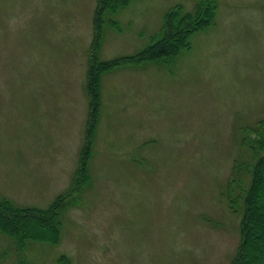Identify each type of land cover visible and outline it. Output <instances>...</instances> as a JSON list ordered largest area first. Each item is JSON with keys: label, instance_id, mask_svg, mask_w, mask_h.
Listing matches in <instances>:
<instances>
[{"label": "rangeland", "instance_id": "rangeland-1", "mask_svg": "<svg viewBox=\"0 0 264 264\" xmlns=\"http://www.w3.org/2000/svg\"><path fill=\"white\" fill-rule=\"evenodd\" d=\"M195 4L132 0L113 16L120 31L104 25L101 61L140 53L169 9ZM95 11L96 0H0V195L20 207L47 209L72 183ZM101 98L92 187L59 245L29 244L25 264H231L243 203L231 212L228 184L253 161L242 129L264 119V0H218L190 49L104 74ZM18 263L0 233V264Z\"/></svg>", "mask_w": 264, "mask_h": 264}, {"label": "trees", "instance_id": "trees-1", "mask_svg": "<svg viewBox=\"0 0 264 264\" xmlns=\"http://www.w3.org/2000/svg\"><path fill=\"white\" fill-rule=\"evenodd\" d=\"M131 2L132 0H96L94 37L89 53L86 87L89 115L78 167L70 187L47 209L20 207L11 199L0 195V233L14 244L18 264H25L26 260L20 254L27 251L29 244L59 245L65 214L92 187L91 164L100 123L102 76L117 67L128 65L172 64L181 52L191 48L193 35L215 24L218 10V0H196L191 11H186L183 5H176L167 11L159 33L153 36L151 43L140 53L101 61L104 25L120 31L119 22L113 16H117ZM242 132V144L251 152L253 161L247 167L235 163V176L228 184L226 197L231 212L239 214V203H243L240 243L231 264H264V119L243 128ZM243 174H248L247 181ZM60 262L70 263L67 257H62Z\"/></svg>", "mask_w": 264, "mask_h": 264}]
</instances>
